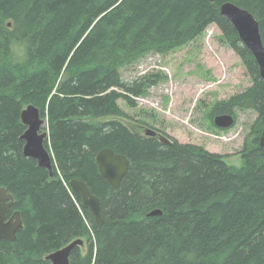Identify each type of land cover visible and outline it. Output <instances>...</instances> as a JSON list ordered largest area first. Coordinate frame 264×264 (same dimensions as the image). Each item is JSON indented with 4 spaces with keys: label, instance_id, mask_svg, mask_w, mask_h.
<instances>
[{
    "label": "trees",
    "instance_id": "16d2710c",
    "mask_svg": "<svg viewBox=\"0 0 264 264\" xmlns=\"http://www.w3.org/2000/svg\"><path fill=\"white\" fill-rule=\"evenodd\" d=\"M223 2L252 14L264 46V0H0V186L13 195L8 216L22 221L14 241L0 240V264H51L46 255L75 239L83 244L69 264H264V80L220 14ZM212 24L252 82L207 115L258 114L239 167L164 132L166 143L135 134L122 120L119 100L134 107L163 80L125 81L122 66L175 51ZM29 104L45 121L52 176L22 154L20 112ZM104 148L129 161L118 189L98 170ZM72 178L99 198L101 225L69 188Z\"/></svg>",
    "mask_w": 264,
    "mask_h": 264
},
{
    "label": "rangeland",
    "instance_id": "374dc122",
    "mask_svg": "<svg viewBox=\"0 0 264 264\" xmlns=\"http://www.w3.org/2000/svg\"><path fill=\"white\" fill-rule=\"evenodd\" d=\"M120 73L125 81L156 73L163 77L144 95L134 98L136 106L129 107L119 100L128 114L122 120L135 134L143 133L142 127L150 125L158 140L164 132L181 143L199 145L221 155L227 165H242L239 151L258 114L236 110L235 123L228 129L217 128L207 115L213 102L242 92L252 82L239 56L221 40L215 25H209L200 37L175 51L165 55L151 52L136 63L122 66Z\"/></svg>",
    "mask_w": 264,
    "mask_h": 264
},
{
    "label": "water",
    "instance_id": "95a60500",
    "mask_svg": "<svg viewBox=\"0 0 264 264\" xmlns=\"http://www.w3.org/2000/svg\"><path fill=\"white\" fill-rule=\"evenodd\" d=\"M209 1L213 2L214 0ZM219 12L233 25L242 44L252 53L258 64L260 76L264 80V46L259 33L258 22L247 10L231 2H223L219 6ZM20 118L22 124L25 126L23 133L20 135V138L24 142L22 154L25 157L36 159L38 165L47 168L50 175H52L51 156L44 146L47 132L42 130L44 120L40 118L39 110L33 105H28L22 110ZM234 122V118L230 114H219L213 117L214 125L221 129L232 127ZM142 129L143 133L147 136L154 137L157 135L152 129L143 127ZM158 138L161 142L166 143L169 141L162 135H159ZM259 145L264 146V129L259 136ZM95 160L100 174L114 189H118L120 180L127 173L128 159L122 154L114 153L110 148H104L96 154ZM69 183L73 192L82 196L84 204L88 206L93 214L94 221L101 225L103 219L100 212L99 198L91 195L87 185L80 181V179L72 178ZM12 202L13 195L0 186V240L14 241L16 239V229L22 222L19 212L12 213L11 216L7 217V211ZM160 213L158 210H152L147 215ZM81 244V239H75L69 246L50 253L47 258L51 259L54 264H69L67 257L70 251Z\"/></svg>",
    "mask_w": 264,
    "mask_h": 264
},
{
    "label": "bare ground",
    "instance_id": "6f19581e",
    "mask_svg": "<svg viewBox=\"0 0 264 264\" xmlns=\"http://www.w3.org/2000/svg\"><path fill=\"white\" fill-rule=\"evenodd\" d=\"M236 31V30H235ZM239 37V36H238ZM29 105H32V104H29ZM28 105H26L23 109H25L26 107H27ZM34 106V105H33ZM22 109V110H23ZM38 109V108H37ZM22 110H21V112H22ZM21 112H20V114H21ZM40 114V113H39ZM41 118V117H40ZM20 122L22 123V121H21V118H20ZM218 128V127H217ZM219 129H221V128H219ZM47 149V148H46ZM48 150V149H47ZM48 152H49V154H50V156H51V162H52V155H51V153H50V151L48 150ZM35 161H36V163H37V165H38V162H37V160L36 159H34ZM97 164V163H96ZM39 166V165H38ZM39 167H42V166H39ZM98 167V166H97ZM42 168H45V167H42ZM47 171H48V173H49V170L47 169V168H45ZM52 170H53V167H52ZM99 170V169H98ZM50 174V173H49ZM53 175V174H52ZM52 175H50V176H52ZM71 180V179H70ZM70 180H69V182H70ZM80 181H82V180H80ZM121 181V180H120ZM83 182V181H82ZM84 183V182H83ZM109 183V182H108ZM69 184V188L72 190V192H73V189H72V187H71V185H70V183H68ZM120 184V183H119ZM111 186V185H110ZM112 187V186H111ZM113 188V187H112ZM89 189V188H88ZM89 192H90V194L91 195H93V196H96V195H94V194H92L91 193V191H90V189H89ZM76 194V193H75ZM76 195H78L79 197H80V199H81V201H82V203H83V205L84 206H86L87 208H88V206L87 205H85L84 204V202H83V199H82V196L81 195H79V194H76ZM97 197V196H96ZM89 209V208H88ZM90 210V209H89ZM90 212H91V210H90ZM13 213H15V212H13ZM92 213V212H91ZM93 215V214H92ZM94 218V217H93ZM96 223V222H95ZM97 224V223H96ZM99 225V224H98ZM22 227V222H21V224H20V226L16 229V232L15 233H17V231L20 229ZM82 240V239H81ZM72 242V241H71ZM71 242H69V243H67L66 245H64L62 248H64V247H67V246H69L70 244H71ZM82 244H83V241H82ZM81 244V245H82ZM71 252H72V250L70 251V253H69V255H68V257H67V260H68V263H69V257H70V254H71ZM49 255V254H48ZM48 255H46V259L47 260H49L50 262H51V264H54L53 263V261L51 260V259H49V258H47V256Z\"/></svg>",
    "mask_w": 264,
    "mask_h": 264
},
{
    "label": "flooded vegetation",
    "instance_id": "af4514ba",
    "mask_svg": "<svg viewBox=\"0 0 264 264\" xmlns=\"http://www.w3.org/2000/svg\"><path fill=\"white\" fill-rule=\"evenodd\" d=\"M11 205H12V204H11ZM10 207H11V206H10ZM10 207H9V209H10ZM9 209H8V210H9ZM7 213H8V211H7ZM12 213H13V211H12ZM12 213H11V214H12ZM11 214H10L9 216H11ZM9 216H8V214H7V217H9Z\"/></svg>",
    "mask_w": 264,
    "mask_h": 264
}]
</instances>
